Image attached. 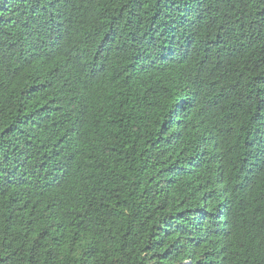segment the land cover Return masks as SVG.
I'll return each mask as SVG.
<instances>
[{"label":"trees","instance_id":"1","mask_svg":"<svg viewBox=\"0 0 264 264\" xmlns=\"http://www.w3.org/2000/svg\"><path fill=\"white\" fill-rule=\"evenodd\" d=\"M0 264H264V0H0Z\"/></svg>","mask_w":264,"mask_h":264}]
</instances>
